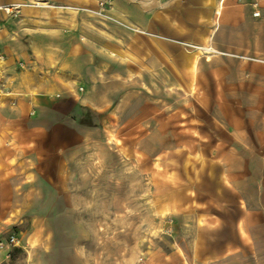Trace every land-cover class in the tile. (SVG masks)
Listing matches in <instances>:
<instances>
[{
    "label": "rangeland",
    "instance_id": "374dc122",
    "mask_svg": "<svg viewBox=\"0 0 264 264\" xmlns=\"http://www.w3.org/2000/svg\"><path fill=\"white\" fill-rule=\"evenodd\" d=\"M21 5L37 8L25 16L11 5L0 22L33 19L46 35L39 73L66 88L41 101L31 90L27 120L7 123L2 109L16 96L0 84V237L16 236L0 264H264L257 2L254 47L202 58L196 74L181 71L176 49L174 69L157 57L150 32L110 0ZM9 129L24 136L7 139ZM24 154L33 158L16 161Z\"/></svg>",
    "mask_w": 264,
    "mask_h": 264
},
{
    "label": "crops",
    "instance_id": "0c3cea01",
    "mask_svg": "<svg viewBox=\"0 0 264 264\" xmlns=\"http://www.w3.org/2000/svg\"><path fill=\"white\" fill-rule=\"evenodd\" d=\"M27 0H0V20L2 17V7L19 5L20 13L27 14L36 9L37 6L21 5ZM31 1V0H29ZM46 1V3L61 8L70 7H88L95 8L98 0H33ZM115 13L136 23L138 26L147 29L151 34L153 51H156L157 57L166 59L167 65L173 69L175 65V49L179 51L180 63L183 73L196 74L202 58L210 60L212 56L229 55L230 53H239L248 51L254 47L256 18L253 16L255 10L254 3L264 13V0H110ZM41 6V5H40ZM218 7L221 10L218 12ZM15 8V7H14ZM39 22V21H38ZM33 19L23 17L18 23L4 25L0 22V52L3 56L0 61V84L10 89L3 91L4 95L14 94L16 97L8 102L2 109L4 120L7 121H25L29 113L30 106H36V101H41L45 97L42 94L56 92L65 89V85L57 84L54 77L44 82V77L40 75L41 60L45 58L44 45L41 42L45 39V34L36 32L31 28ZM39 24V23H34ZM34 32V33H33ZM212 36V37H211ZM184 44L195 45L196 51L187 52ZM211 45V46H210ZM212 48L209 53H204L202 47ZM37 53L39 57H37ZM194 53L199 55L197 67L193 71ZM36 65V66H33ZM33 66L32 69L29 67ZM28 67V68H26ZM40 67V68H39ZM172 69V72L174 71ZM33 76L31 77L28 76ZM32 81V83L30 82ZM38 91V95L33 98L30 91ZM22 96H21V95ZM32 101V103H31ZM35 104V105H34ZM15 109H12V106ZM6 138L22 135L21 130H7ZM10 133L11 135L9 136ZM24 136V135H22ZM8 144L9 141L7 140ZM20 143V142H19ZM28 143V142H27ZM21 152L28 146L26 143H20ZM10 150V149H9ZM8 155L7 163L15 160L16 157ZM33 158L32 154H24L16 161L26 164V160ZM223 174V173H222ZM231 192L236 194V205L241 207L243 199L237 189L228 185ZM215 198V202L219 203ZM216 206V204H214ZM217 207V206H216ZM218 207L222 208V204ZM248 210H246L247 212ZM217 211L207 213L206 217H220ZM244 233H251V227L240 222ZM0 257L5 258L8 250L3 249ZM6 253V254H5Z\"/></svg>",
    "mask_w": 264,
    "mask_h": 264
},
{
    "label": "built area",
    "instance_id": "2783aa9c",
    "mask_svg": "<svg viewBox=\"0 0 264 264\" xmlns=\"http://www.w3.org/2000/svg\"><path fill=\"white\" fill-rule=\"evenodd\" d=\"M9 9V10H8ZM13 9V7H5L4 10L6 12H10ZM254 15H259L258 11H254ZM202 51L204 53H209L210 51H212V48L210 46L208 47H202ZM3 56L0 53V59H2ZM16 243V236L15 235H9L5 238L0 237V248L1 249H7L10 245H14Z\"/></svg>",
    "mask_w": 264,
    "mask_h": 264
},
{
    "label": "bare ground",
    "instance_id": "6f19581e",
    "mask_svg": "<svg viewBox=\"0 0 264 264\" xmlns=\"http://www.w3.org/2000/svg\"><path fill=\"white\" fill-rule=\"evenodd\" d=\"M3 9L5 8V7H2ZM9 10V9H8ZM220 10H221V8H220ZM212 37V36H211ZM211 46V45H210ZM198 57H199V55L198 54H196V53H194V61H193V67L195 66V64H196V61H197V59H198Z\"/></svg>",
    "mask_w": 264,
    "mask_h": 264
}]
</instances>
